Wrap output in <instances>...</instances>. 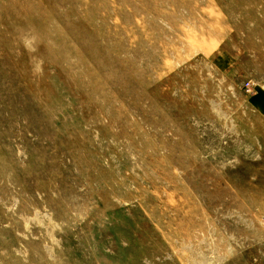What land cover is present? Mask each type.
Instances as JSON below:
<instances>
[{
    "label": "rangeland",
    "instance_id": "374dc122",
    "mask_svg": "<svg viewBox=\"0 0 264 264\" xmlns=\"http://www.w3.org/2000/svg\"><path fill=\"white\" fill-rule=\"evenodd\" d=\"M261 99L264 0H0V264H264Z\"/></svg>",
    "mask_w": 264,
    "mask_h": 264
},
{
    "label": "crops",
    "instance_id": "0c3cea01",
    "mask_svg": "<svg viewBox=\"0 0 264 264\" xmlns=\"http://www.w3.org/2000/svg\"><path fill=\"white\" fill-rule=\"evenodd\" d=\"M247 103L261 125L264 124V99ZM256 129L253 127L247 132L253 143H250L246 151L241 150L239 156L234 157L233 164L242 168L238 173V181L243 183L244 203L264 206V132H257Z\"/></svg>",
    "mask_w": 264,
    "mask_h": 264
}]
</instances>
